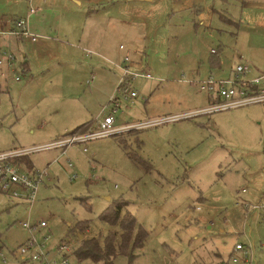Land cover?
Segmentation results:
<instances>
[{"label": "rangeland", "instance_id": "1", "mask_svg": "<svg viewBox=\"0 0 264 264\" xmlns=\"http://www.w3.org/2000/svg\"><path fill=\"white\" fill-rule=\"evenodd\" d=\"M28 7L27 29L39 39L11 42L15 61L0 77V151L44 146L103 118L117 87L114 63L125 54L152 78L132 82L139 94L113 122L142 128L28 154L31 169L47 175L30 205L0 191L8 260L0 264H17L11 251L29 237L47 246L119 241V225L100 219L116 201L146 238L131 262L118 253L112 264H210L240 242L253 264H264V210L252 209L264 193V103L156 123L204 108L199 86L209 76L232 78L237 64L249 76L264 73V0H0V15ZM22 54L30 77L19 71ZM88 129L98 127L74 133ZM25 160L16 159L20 169Z\"/></svg>", "mask_w": 264, "mask_h": 264}, {"label": "built area", "instance_id": "2", "mask_svg": "<svg viewBox=\"0 0 264 264\" xmlns=\"http://www.w3.org/2000/svg\"><path fill=\"white\" fill-rule=\"evenodd\" d=\"M10 24L8 28H0V40L1 38L9 36L26 37L31 39V41L36 40L37 35L28 32L26 22L22 18H16ZM119 48L122 49L123 47L119 46ZM14 61V52L0 43V68L9 70L13 66ZM132 64L127 54L122 57L119 63H114L119 71L117 87L108 104L101 109L102 112L106 110L107 114L103 118H96L90 123V128L92 124L98 127L97 130L88 129L87 132L66 134L44 146L15 148L0 152V191L8 193L15 198L23 199L30 205L36 198L39 184L43 182V179L47 175L46 170L31 168L20 169L22 163L18 164L16 159L44 149L59 148L61 152H64L66 146L69 145L82 144L89 139L110 136L123 129L128 130L129 127L142 128V124H130L126 127L113 125L115 114L118 112L123 101L132 99L139 94L132 88V82L138 78H152L148 71H139L138 69L132 68ZM18 67L19 71L22 73L25 72L22 66L19 65ZM247 72L248 67L246 65L237 64L234 69V77L232 78L215 79L209 76L204 81H200V89L207 91V95L219 96V102L207 104L204 108L194 110L189 114L168 116L156 121V123L165 121L172 122L178 117L205 114L206 112L220 111V109L235 108L236 106L251 103H264V85H260L264 83V73L260 76L246 78L245 75H247ZM4 73L5 71H2L1 76ZM13 79L18 81L20 77L17 75ZM261 198L258 204L252 206V209L260 208L264 210V193ZM22 225L28 230H35V225H29L27 222H23ZM46 225V221L40 220L36 226L45 227ZM44 240H47V237H44ZM45 244L44 241L37 240L35 237H29L23 244H20L15 250L11 251L14 261L17 264H80L73 256V249L76 246L75 243L59 240L52 245L47 246ZM252 255L253 252L250 246L244 245L241 242L235 243L233 250L224 259H219L217 262L210 264H253ZM0 257L4 263L8 262L1 251ZM71 257L74 261H71Z\"/></svg>", "mask_w": 264, "mask_h": 264}, {"label": "trees", "instance_id": "3", "mask_svg": "<svg viewBox=\"0 0 264 264\" xmlns=\"http://www.w3.org/2000/svg\"><path fill=\"white\" fill-rule=\"evenodd\" d=\"M211 63L216 66L220 64L219 61L213 59ZM19 65L25 70L23 60ZM207 96L208 104L220 101V97L217 95ZM82 126L90 128V123L86 122L77 126L72 131L68 132V134L78 131ZM27 157L28 155L21 156L18 160L25 158V165L29 167L27 169H30L31 162ZM126 204L127 203L124 201H116L112 208L106 209L100 215V219L103 221L112 225H119L121 230L119 241H116L115 236L104 237L101 242L98 237L81 239L73 249L74 259L78 263L90 261L94 264H112L113 259L118 253L125 255L129 262L132 261L133 257L136 255L135 251L143 246L146 233H144L139 226H136L135 218L128 211H123ZM134 228H136L137 231L133 235L132 231Z\"/></svg>", "mask_w": 264, "mask_h": 264}, {"label": "crops", "instance_id": "4", "mask_svg": "<svg viewBox=\"0 0 264 264\" xmlns=\"http://www.w3.org/2000/svg\"><path fill=\"white\" fill-rule=\"evenodd\" d=\"M28 5H30V4H28ZM31 9H33V8H30V7H28L27 8V11L25 12V13H23V14H10V13H3L2 15H0V28H8L11 24V22H13L16 18H22L23 20H25L26 19V17L28 16V15H30L31 13H33L34 12V9H33V11H31ZM31 11V12H30ZM29 12V13H28ZM25 22H26V20H25ZM27 25V24H26ZM26 28H27V26H26ZM28 30V32H30L29 31V29H27ZM31 33V32H30ZM32 34V33H31ZM8 38V37H7ZM13 38H14V40H11V37L9 38V39H6V38H1V40H0V43H2V45L4 46V47H6V48H8L9 50H11L10 49V45H11V42H21L22 40H24V39H29V38H26V37H18V36H16V37H14L13 36ZM38 39H39V36H37V38H36V40H32V41H34V42H36V41H38ZM30 40V42H32L31 41V39H29ZM12 51V50H11ZM22 57H21V60H20V62L23 60V62H24V66H25V72L24 73H26V75L25 76H31V74L29 73L30 72V67L28 66V59H27V57H26V55H24V54H22L21 55ZM19 62V63H20ZM2 71H5V73H4V75H2V76H5L7 73H8V70H5L4 68H0V77H2L1 76V72ZM245 77L246 78H250V77H252L251 75L249 76V74L248 75H245ZM220 78H228V77H220ZM208 100V99H207ZM86 123V122H85ZM81 124H83V123H81ZM77 127V126H76ZM75 127V128H76ZM7 150H11V149H7ZM4 151H6V150H4ZM4 151H0V152H4ZM30 160V159H29ZM31 162V161H30ZM31 166H32V164H31ZM221 257H218L216 260H215V262H217L219 259H220Z\"/></svg>", "mask_w": 264, "mask_h": 264}, {"label": "water", "instance_id": "5", "mask_svg": "<svg viewBox=\"0 0 264 264\" xmlns=\"http://www.w3.org/2000/svg\"><path fill=\"white\" fill-rule=\"evenodd\" d=\"M80 238H81V236H80Z\"/></svg>", "mask_w": 264, "mask_h": 264}]
</instances>
